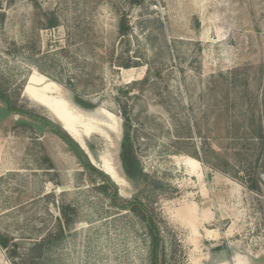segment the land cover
<instances>
[{
	"label": "rangeland",
	"instance_id": "obj_1",
	"mask_svg": "<svg viewBox=\"0 0 264 264\" xmlns=\"http://www.w3.org/2000/svg\"><path fill=\"white\" fill-rule=\"evenodd\" d=\"M0 94L28 113L0 100L16 264H264V0H0ZM34 94L64 103V125ZM87 160L153 216L155 261Z\"/></svg>",
	"mask_w": 264,
	"mask_h": 264
},
{
	"label": "trees",
	"instance_id": "obj_2",
	"mask_svg": "<svg viewBox=\"0 0 264 264\" xmlns=\"http://www.w3.org/2000/svg\"><path fill=\"white\" fill-rule=\"evenodd\" d=\"M138 1H141V0H138ZM54 24H55V21H52L49 26H54ZM0 100H3L8 104V108L10 112L19 114V115H28V113L24 112L23 110L17 109L2 94H0ZM56 133L61 139L67 141V143H69L72 147H75L78 150L76 143L69 137V135L64 130L57 129ZM128 142H129V137L127 136L122 146L121 160H122L124 169L127 172H130L131 170L135 171L136 164H135V160L132 157H130L129 151L128 149H126L127 147H125V145H127ZM86 167H87V170H89L90 172L95 173L97 176L109 182V184L114 189L113 195H112L113 199L115 198L116 201L120 200L122 202V205H121L122 209L131 211L138 218H141L142 221L145 223V225L147 226L149 230V235H150L151 260L155 261L158 255L157 248L160 243V238H159L158 229L154 223L153 216L148 214L145 207L139 201L137 200L125 201L121 199L120 197H118L115 185H113V183L110 182L109 178L106 175H104L103 173L98 171L95 167H93V165H91V163L88 160L86 161ZM104 191H105V188H104ZM74 213H75L74 207H71L69 205L62 206L60 208V214L66 225L70 222L69 216H71V214H74ZM61 232L63 231L59 232V235L57 236L58 238L62 236L63 233ZM50 246H51V235H45L37 242H34V245L31 247V249L29 250V254H28V255H31V261H36V259L42 256L43 251H45L46 249L49 250ZM16 247H17V244L13 242L12 238H10L6 234L0 233V248L5 251L11 250V255L9 257V261L11 264H16L15 263V259L17 258ZM36 250H39V252L40 251L41 252L37 256H34L35 255L34 253ZM154 263L156 264V262Z\"/></svg>",
	"mask_w": 264,
	"mask_h": 264
},
{
	"label": "bare ground",
	"instance_id": "obj_3",
	"mask_svg": "<svg viewBox=\"0 0 264 264\" xmlns=\"http://www.w3.org/2000/svg\"><path fill=\"white\" fill-rule=\"evenodd\" d=\"M41 78L36 77L35 75H32L28 82L30 85H34L36 83H39ZM44 89L46 92L49 90L48 86H45ZM34 96L37 98L36 100L41 103V105H44L49 111H51L54 116L64 125L66 122V115L67 111L64 108V103L61 102L60 100H57L49 95L46 94H34ZM106 173H109L112 177H114V174L110 172V170L107 169V167L104 170ZM114 179V178H113Z\"/></svg>",
	"mask_w": 264,
	"mask_h": 264
},
{
	"label": "crops",
	"instance_id": "obj_4",
	"mask_svg": "<svg viewBox=\"0 0 264 264\" xmlns=\"http://www.w3.org/2000/svg\"><path fill=\"white\" fill-rule=\"evenodd\" d=\"M1 250H0V264H11L10 261L2 255V251Z\"/></svg>",
	"mask_w": 264,
	"mask_h": 264
}]
</instances>
